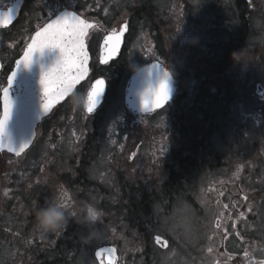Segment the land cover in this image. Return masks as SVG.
Listing matches in <instances>:
<instances>
[{"label": "flooded vegetation", "instance_id": "1", "mask_svg": "<svg viewBox=\"0 0 264 264\" xmlns=\"http://www.w3.org/2000/svg\"><path fill=\"white\" fill-rule=\"evenodd\" d=\"M14 1L0 0V10ZM194 1L20 0L18 17L9 27L0 25V117L8 74L40 26L69 12L96 27L87 40L88 78L43 118L27 151L17 156L0 149V194L12 201L14 224L22 213L35 219L41 201L56 200L80 215L81 198L88 197L91 204L107 202L102 210L96 205L106 225L115 222L113 214L125 217L124 244H137L138 251L122 253L120 264H264V0H221L203 9ZM222 1L229 21H216ZM124 24L118 57L100 63L111 46L105 38ZM135 24L148 34H133ZM135 53L140 62L132 71ZM151 63V79L162 78L161 70L172 76V100L153 114L126 109L127 123L108 130L111 142H102L105 107L124 101L131 75ZM101 77L105 97L91 116L87 94ZM216 80L229 88L214 97L208 89ZM200 88L206 93L198 94ZM196 101L206 108L195 112L200 129L185 125ZM68 135L72 141L65 144ZM106 149V171L91 176L95 156ZM178 200L196 215L194 237L171 226Z\"/></svg>", "mask_w": 264, "mask_h": 264}, {"label": "snow or ice", "instance_id": "2", "mask_svg": "<svg viewBox=\"0 0 264 264\" xmlns=\"http://www.w3.org/2000/svg\"><path fill=\"white\" fill-rule=\"evenodd\" d=\"M8 11L10 23L15 9H9ZM0 15H3V13H0ZM95 27V24L77 16L75 13L64 12L57 15L55 19H49L39 27V30L35 32V38L26 46L22 60L16 62L17 68L23 65L30 69L34 63L33 56L35 53H39L42 56L46 49L58 50L59 54L56 58V65L62 72V75L56 78L55 89L52 87L53 80L50 78L49 73H43L40 78V85L43 88L44 98L47 101L43 104L46 113L52 108V101L48 99L50 94L54 92L58 100H63L70 88L88 78L91 70L89 68L90 56L87 40L90 39L89 29ZM127 30L128 25L124 24L122 29L119 31L113 29L106 37L105 43L111 46L101 58L100 63L107 65L109 61L113 60L114 56L120 51L121 38ZM55 71L56 69H53V72ZM161 72L162 78H159L154 86L149 89V92L154 96V100L150 102L147 97L143 100V110L146 112L152 109H162L173 98L172 76L166 71L161 70ZM17 75V71H12L7 78L8 86L2 89L3 117L0 118V148L4 146L5 128L13 117L15 102L10 97V89L16 82ZM106 86L107 82L103 77L97 78L91 83L90 91L87 94L86 108L89 114H94L99 108L101 101L105 97ZM8 141L11 143L10 136L8 137ZM27 146L28 142H23L19 145V150L15 147H11L8 150L15 152L19 156ZM134 155L135 153H133ZM5 194L7 195V193ZM156 243H164L166 245L167 242L162 241V238L157 236ZM211 251L212 249L209 248V252Z\"/></svg>", "mask_w": 264, "mask_h": 264}, {"label": "water", "instance_id": "3", "mask_svg": "<svg viewBox=\"0 0 264 264\" xmlns=\"http://www.w3.org/2000/svg\"><path fill=\"white\" fill-rule=\"evenodd\" d=\"M16 12L17 8L15 7V12L11 16V22L16 16ZM0 13H3V15H0V24L5 26L10 25L9 11H0ZM34 38L35 34L32 39ZM58 54V50L48 49L45 50L42 56L39 53H35L33 56L34 63L30 69L24 67L23 65L17 68V63H15L13 71H17L18 75L16 82L10 89V97L15 102V107L13 109V117L10 119L9 124L5 128V142L2 148L9 149L11 147H15L19 150V145L23 142H28L27 147H29L35 137L37 123H39V121H41V119L47 115L55 105L66 99L78 85L77 84L73 88H70L68 90V94L63 100H58L54 92L53 94H50L48 99L52 101V108L47 113L44 111L43 104L47 101L44 98L43 88L40 85V78L43 73H49L50 78L53 80L52 87L55 89L56 78L59 75H62V72L56 65V58ZM22 58L23 54L17 61L22 60ZM53 69H56V71L53 72ZM153 71L155 70L150 69L146 73H142V71L137 72L127 86L126 105L128 109L134 113L152 114L159 110L152 109L147 112L143 110V100L145 97H147L150 102L154 100V96L151 92H149V89L155 84V81L149 77ZM9 136L11 137V143L8 141ZM95 255L100 264H117V251L112 246L99 248Z\"/></svg>", "mask_w": 264, "mask_h": 264}, {"label": "rangeland", "instance_id": "4", "mask_svg": "<svg viewBox=\"0 0 264 264\" xmlns=\"http://www.w3.org/2000/svg\"><path fill=\"white\" fill-rule=\"evenodd\" d=\"M133 34H148L146 33L145 28L140 29L135 24V28L133 30ZM131 70L133 71L140 62V55L138 53H135L132 57V60H129ZM77 97V96H76ZM128 121V115L126 108L124 106V101L122 99H119L117 101L110 102L108 106L105 107V119L101 122H103V130L102 132L105 134V137L102 136V142L106 140L107 142L111 139V136L113 133H110L112 131H109L107 134V131L115 128L117 129L119 124L127 123ZM119 123V124H118ZM118 124V125H117ZM103 134V135H104ZM71 136L68 135L64 137L65 144L72 141L70 139ZM66 146V145H65ZM108 146V144H106ZM109 148V147H108ZM107 150H99V153L95 156V160L93 161V167L91 168V176H96L97 174L101 176L104 171H106L105 164L107 163ZM97 169V170H95ZM5 191H1L0 194V203L3 204V206L0 207V264H10L12 260L15 257H19V254H15L14 246L13 249H11L10 246H12L11 242H14L13 240L8 241L7 238H16L17 241H33L35 240L37 232L33 231L35 229V226L33 227L32 232L28 233L27 230L30 227V221L29 216L25 213H22L19 215V217H16V223L14 224V221L10 219L9 209L12 207V201L9 200L8 194H5ZM105 196H111L110 194H103L101 197ZM110 199V197L106 198ZM111 200V199H110ZM93 201V200H92ZM7 207V208H5ZM7 211H9L6 215H4ZM103 213V212H102ZM4 215V217H2ZM120 213L113 214L114 217V223L111 225H104L101 227V229H90L91 236L93 239L92 248L90 250H85L80 257V264H98L95 257H94V250L97 248L98 243H112V244H118L119 248L121 250H125L128 252L130 250L133 254L137 253L138 251V245L135 244V246H128L124 243H121V241L125 238L126 229L123 225L126 223L125 217H120ZM9 216V218H8ZM105 213L102 215V220L105 219ZM116 218L119 219V221H116ZM187 218L190 220V223L187 227H185L183 224L179 223L180 219ZM196 219L195 213L192 211L187 214H180L176 217V219H173L174 224H171L173 227H180L185 230V234L189 235L190 237H194L196 234V231L194 228H192L193 225H198ZM13 225V228H10ZM22 224L23 228L21 230H17V225ZM89 230V229H88ZM87 230V231H88ZM112 236V237H110ZM16 241V240H15ZM15 245V243H14Z\"/></svg>", "mask_w": 264, "mask_h": 264}, {"label": "trees", "instance_id": "5", "mask_svg": "<svg viewBox=\"0 0 264 264\" xmlns=\"http://www.w3.org/2000/svg\"><path fill=\"white\" fill-rule=\"evenodd\" d=\"M220 2L221 0H195L194 8L203 9L204 6L206 5H209V4L218 5V3ZM222 2L224 4V10L222 14L218 12V15H215L216 21L219 19L220 20L227 19L229 21L230 14L228 12L225 13V7L226 5L228 6V4L227 2H224V1ZM216 12L217 11H214V14H216ZM212 31L217 32L218 28H215ZM227 84L228 82L226 80H222V81L216 80L215 86L213 87L211 85L209 87L208 94L214 97L219 96L222 89L226 90L229 88ZM211 89H218V92L211 93L210 92ZM205 91H206L205 88H200L198 94H204L206 93ZM217 105L218 103L211 102V106H217ZM205 110L206 108L203 107L202 102L196 101L192 103V108L190 109V112H193V114L191 117L185 118V125L191 126L194 128L197 127V129L198 128L200 129L202 123L199 122V119L196 117L195 112H198V111L202 112ZM206 112H208V109ZM191 131L193 132L194 130L191 129ZM81 199H82L81 201L82 211L80 212V215L83 214L85 205L93 202L92 199L88 197H82ZM106 203L107 202L103 200L101 202L97 201L94 204L95 205L100 204L101 210H102L105 208V206H107ZM1 206H3L2 203H0V207ZM8 212L9 211H7L4 215H6ZM4 215L2 217H4ZM10 219L12 220V217ZM34 223H35V219H31L30 224H28L30 225V227L28 228L27 232L30 234L33 233L32 230L34 227ZM87 230L88 229H86L81 224L77 225L76 220L71 215L69 216L67 225L63 229H61L59 232H56V233L49 232V233L41 234L40 232L36 231V229H34L33 231L37 232V234H36L35 240H33V242L31 243L29 241V244H26L25 242H23L21 243V245L19 244L15 246L14 245L15 240L13 239L14 242H11L12 246L10 247L11 249H13V246H14L15 254H19V257H15L10 264H80L81 254L85 250H90L93 244L91 232L90 230L88 231ZM7 240L11 241L12 238H7Z\"/></svg>", "mask_w": 264, "mask_h": 264}, {"label": "clouds", "instance_id": "6", "mask_svg": "<svg viewBox=\"0 0 264 264\" xmlns=\"http://www.w3.org/2000/svg\"><path fill=\"white\" fill-rule=\"evenodd\" d=\"M154 209L157 205L153 206ZM190 212V209L183 201L178 200L177 208L172 213V218L176 219L180 214H187ZM72 216L78 224H81L86 229H92L96 226L101 218L102 211L97 208L94 204H87L85 206L84 212L82 215H78L75 212L69 213L65 205L56 200L47 202L45 205H36L34 208V218H35V229L41 234L44 233H56L63 229L67 223L69 216ZM180 224H183L187 227L190 223V220L183 218L179 220Z\"/></svg>", "mask_w": 264, "mask_h": 264}]
</instances>
